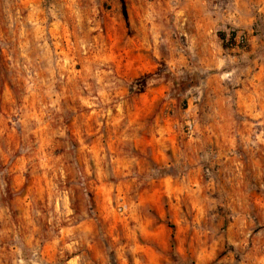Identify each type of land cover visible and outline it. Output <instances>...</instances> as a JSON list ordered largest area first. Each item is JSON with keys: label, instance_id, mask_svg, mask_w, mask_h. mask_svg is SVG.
Returning <instances> with one entry per match:
<instances>
[{"label": "rangeland", "instance_id": "1", "mask_svg": "<svg viewBox=\"0 0 264 264\" xmlns=\"http://www.w3.org/2000/svg\"><path fill=\"white\" fill-rule=\"evenodd\" d=\"M0 264H264V0H0Z\"/></svg>", "mask_w": 264, "mask_h": 264}, {"label": "trees", "instance_id": "2", "mask_svg": "<svg viewBox=\"0 0 264 264\" xmlns=\"http://www.w3.org/2000/svg\"><path fill=\"white\" fill-rule=\"evenodd\" d=\"M234 39H235V34L233 32H231L230 35L228 36L227 40L233 41Z\"/></svg>", "mask_w": 264, "mask_h": 264}, {"label": "built area", "instance_id": "3", "mask_svg": "<svg viewBox=\"0 0 264 264\" xmlns=\"http://www.w3.org/2000/svg\"><path fill=\"white\" fill-rule=\"evenodd\" d=\"M235 38H236V36H235ZM234 40H235V39H234ZM234 40H233V41H234Z\"/></svg>", "mask_w": 264, "mask_h": 264}]
</instances>
